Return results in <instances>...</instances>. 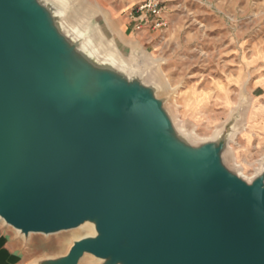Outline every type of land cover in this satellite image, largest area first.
Returning a JSON list of instances; mask_svg holds the SVG:
<instances>
[{
	"label": "water",
	"instance_id": "1",
	"mask_svg": "<svg viewBox=\"0 0 264 264\" xmlns=\"http://www.w3.org/2000/svg\"><path fill=\"white\" fill-rule=\"evenodd\" d=\"M75 43L42 0H0V221L24 245L95 232L29 264H264V165L230 170L226 136L195 146L152 83Z\"/></svg>",
	"mask_w": 264,
	"mask_h": 264
},
{
	"label": "rangeland",
	"instance_id": "2",
	"mask_svg": "<svg viewBox=\"0 0 264 264\" xmlns=\"http://www.w3.org/2000/svg\"><path fill=\"white\" fill-rule=\"evenodd\" d=\"M42 2L58 14L77 48L152 83L188 141L198 146L226 136L223 162L246 180L264 165V134L250 126L264 102V0H163L160 30L135 29L127 0ZM78 229L28 235L26 264L64 255L72 237L83 235ZM78 264L102 262L84 255Z\"/></svg>",
	"mask_w": 264,
	"mask_h": 264
},
{
	"label": "crops",
	"instance_id": "3",
	"mask_svg": "<svg viewBox=\"0 0 264 264\" xmlns=\"http://www.w3.org/2000/svg\"><path fill=\"white\" fill-rule=\"evenodd\" d=\"M264 102L262 107H257L251 114L250 126L256 132L264 134ZM28 247L16 233L0 224V264H26L29 261Z\"/></svg>",
	"mask_w": 264,
	"mask_h": 264
},
{
	"label": "built area",
	"instance_id": "4",
	"mask_svg": "<svg viewBox=\"0 0 264 264\" xmlns=\"http://www.w3.org/2000/svg\"><path fill=\"white\" fill-rule=\"evenodd\" d=\"M132 2L134 28L142 29L145 25L152 30H160L165 26V6L163 0H127Z\"/></svg>",
	"mask_w": 264,
	"mask_h": 264
},
{
	"label": "bare ground",
	"instance_id": "5",
	"mask_svg": "<svg viewBox=\"0 0 264 264\" xmlns=\"http://www.w3.org/2000/svg\"><path fill=\"white\" fill-rule=\"evenodd\" d=\"M162 87L165 88L164 85H162ZM80 229L84 230L83 235L79 237L78 236L72 237L73 239H78V238L85 237V236H93L95 234L93 226L88 223L81 225L78 230Z\"/></svg>",
	"mask_w": 264,
	"mask_h": 264
}]
</instances>
